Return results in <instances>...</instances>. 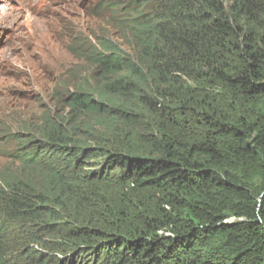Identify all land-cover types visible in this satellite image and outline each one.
<instances>
[{
    "label": "trees",
    "instance_id": "obj_1",
    "mask_svg": "<svg viewBox=\"0 0 264 264\" xmlns=\"http://www.w3.org/2000/svg\"><path fill=\"white\" fill-rule=\"evenodd\" d=\"M105 7L132 50L70 46L87 76L6 135L0 264H264V0Z\"/></svg>",
    "mask_w": 264,
    "mask_h": 264
},
{
    "label": "rangeland",
    "instance_id": "obj_2",
    "mask_svg": "<svg viewBox=\"0 0 264 264\" xmlns=\"http://www.w3.org/2000/svg\"><path fill=\"white\" fill-rule=\"evenodd\" d=\"M106 2L117 0H0V171L20 166L2 151L14 146L6 135L59 111L60 96L87 76L86 62L70 46L111 34L132 50L116 35ZM87 120L78 118L72 126L86 127ZM78 137L89 139L81 131ZM37 176L44 184V174Z\"/></svg>",
    "mask_w": 264,
    "mask_h": 264
}]
</instances>
